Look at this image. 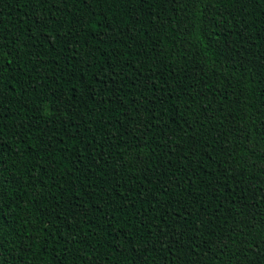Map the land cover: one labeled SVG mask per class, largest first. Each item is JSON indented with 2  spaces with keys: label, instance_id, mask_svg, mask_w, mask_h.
Here are the masks:
<instances>
[{
  "label": "trees",
  "instance_id": "16d2710c",
  "mask_svg": "<svg viewBox=\"0 0 264 264\" xmlns=\"http://www.w3.org/2000/svg\"><path fill=\"white\" fill-rule=\"evenodd\" d=\"M0 264H264V0H0Z\"/></svg>",
  "mask_w": 264,
  "mask_h": 264
},
{
  "label": "snow or ice",
  "instance_id": "6c2138e0",
  "mask_svg": "<svg viewBox=\"0 0 264 264\" xmlns=\"http://www.w3.org/2000/svg\"><path fill=\"white\" fill-rule=\"evenodd\" d=\"M197 3H199V0H189V6L193 9V10H195V6H196V4ZM116 67V65H113V68H115ZM123 74V68L121 67V71H120V73H117V72H115V71H113V73H112V75L113 76H117V75H122ZM227 245H225V247H226Z\"/></svg>",
  "mask_w": 264,
  "mask_h": 264
}]
</instances>
